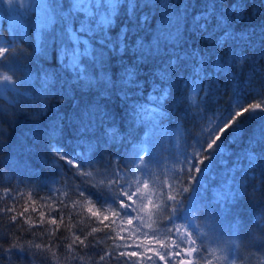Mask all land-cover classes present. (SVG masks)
Segmentation results:
<instances>
[{
  "label": "trees",
  "instance_id": "16d2710c",
  "mask_svg": "<svg viewBox=\"0 0 264 264\" xmlns=\"http://www.w3.org/2000/svg\"><path fill=\"white\" fill-rule=\"evenodd\" d=\"M233 3L235 9L226 6ZM81 5L89 16L104 17L101 0H15L11 7L0 0V45L20 49L0 61V210L14 209L0 212V243L18 238L50 249L33 248L17 264H100L99 255L114 253V245L121 243L111 236L123 234L130 245L152 241L156 248L158 239L171 248L179 242L187 246V230L202 249L203 264H264V248L247 239L253 227L260 234L256 218L264 212V110H250L227 128L187 185V173L179 171L194 168L193 153L204 151L238 109L264 102V0H165L163 5L135 0L134 12L128 0H121L108 20L111 28L104 30L75 15ZM205 20L208 28L202 31ZM37 21L47 28L42 42ZM224 28L231 33L226 56L215 46ZM66 29L79 33L82 42L73 57L81 62L79 69L62 52L57 55L62 49L73 52ZM166 29L181 33L175 51L170 46L163 51L162 43L159 55L134 58L137 39L150 49ZM125 32L128 51L121 53L113 46L123 42ZM169 54L183 58L160 80ZM199 56L206 64L197 78ZM241 58L243 66L238 65ZM130 71L135 78L126 86ZM5 75L15 83L3 82ZM45 75L52 77L47 87ZM163 89L170 94L159 103L155 96ZM154 106L164 115H153ZM108 129H117L118 135L110 137ZM144 148L143 162L134 159L144 155ZM107 178L121 184L99 183ZM143 182L149 188L142 189L133 207L144 204L145 212L120 207L121 200L127 201L119 189L135 191ZM184 186L189 190L180 192L177 202L167 201ZM242 187L249 193L255 189V196L241 195ZM163 204L164 209L157 207ZM113 209L124 217L115 218L109 232L100 221L106 215L111 219ZM51 219L57 224L47 223ZM237 223L243 230L239 238ZM77 236L85 243L70 249Z\"/></svg>",
  "mask_w": 264,
  "mask_h": 264
},
{
  "label": "snow or ice",
  "instance_id": "6c2138e0",
  "mask_svg": "<svg viewBox=\"0 0 264 264\" xmlns=\"http://www.w3.org/2000/svg\"><path fill=\"white\" fill-rule=\"evenodd\" d=\"M4 2H6V4L9 7H11L12 4L15 2V0H4ZM158 2L161 3V5H163L165 0H158ZM101 5L105 9L103 18L94 16V15L89 16L88 13L82 10L83 5H81V8L75 12V15L80 16L82 19H87L89 23L92 24L93 27L99 28L101 30L110 29L111 25L108 23V20L109 18L114 19V17L111 16V12L114 7L118 9L121 6V0H101ZM128 5H129L130 10L134 12L135 11V0H128ZM226 6L231 7L233 9L236 8V5L234 3L230 5H226ZM94 12H95V9H93V13ZM194 19H197L199 21L200 17H194ZM211 19L213 20L214 23L217 22L215 17H212ZM141 20H142V23H147V21L144 20L143 18H141ZM220 22L223 23V21H220ZM172 23L173 21L170 19L169 24L171 25ZM35 27L37 28V30L39 29L40 31V41L42 42L43 37H44V32L47 28L42 27L40 25V22L38 21ZM207 28H208V21L205 20L204 23L201 24V30L206 31ZM66 31H67L69 40L72 43L73 52L71 53V55H69V53L67 52V49H62L60 52L57 53V55L61 54L62 52V54L64 55L65 61L74 63L76 67L79 69L81 62L79 60H73V57L77 56V51L78 50L80 51V48L78 47V43H82L81 41H79V33H75L74 29H66ZM81 31H83V29H81ZM164 33L165 34L159 35L156 38L155 44H153L152 48L146 49V50L143 48V42L137 39V41L134 44V47L138 48V54L135 55L134 58L143 59V57L145 56L150 57L152 55H159L161 51L162 43L164 45L163 51L167 52L169 50V46L172 48L173 51H175L178 47V39L181 33L177 29H173V30L166 29ZM230 35H231L230 31L227 28H224L221 34L216 38L215 46L222 53V55H225V56L227 54V47H228ZM239 38L244 39L245 36L242 34L241 36H239ZM127 39H128V34L127 32H125L124 37H123V42L118 43L117 45H114L113 47L117 51H120L121 53H126L128 51ZM19 50H20L19 46L10 47V46H5V45H0V61H5L9 59L12 55H16ZM182 58L183 56L178 58V57H175L169 54L168 59H167V71L162 69L158 73V79L160 80L166 79L171 74V71L176 69L180 59ZM244 62H245L244 59L241 58L238 61V65L243 66ZM204 64H206L204 57L203 56L197 57L196 68L194 69L197 78H199L201 72L204 71V68H203ZM213 70L214 71L216 70L215 65H213ZM222 70H223V63L221 64V71ZM134 78H135L134 71L127 72V75L125 77L126 86L133 83ZM42 79L44 81L45 87H47L52 82V77L50 75H45L44 77H42ZM2 81L11 83V84L15 83L12 80V77L7 76V75L3 76ZM169 94L170 93L168 89H163L158 95L155 96V99L159 103H166V98ZM193 96L195 95L193 94L190 97V99H192ZM253 109L264 110V102L259 101L255 103H250L247 106L238 109L234 113L232 119L228 121V123H226L224 126H222L215 133V135L209 139L204 151H197L193 153L197 158L195 161L194 168H189L186 171L183 169L179 170L180 172L184 171V173L185 172L187 173L188 178L184 180L183 182L184 184L187 185V181L191 179V172L193 170L197 172L200 170L199 165L203 164V162L206 159H208V157L205 155V152L209 149H212L215 146V144L220 139L223 132L227 128L231 127L232 124H234L240 116H242L244 113L249 112L250 110H253ZM149 111L153 115H157V116L164 115L163 110L158 106L152 107ZM107 135H109L110 137H115L118 135V130L108 129ZM147 152H148V149L144 148L141 153L144 155H139L138 157L134 156V159L139 158L141 162H143ZM56 156L59 159L67 160L68 163L72 164L74 168H77V169L80 168V165L78 162L69 160L67 157L62 156L59 152H56ZM252 165H253V161H252V158L250 157L249 167H252ZM117 172H118V169H117ZM80 175L89 176L90 173L80 171ZM99 183L106 184L111 187L121 184L119 179H114V178L103 179L99 181ZM168 187L169 189H172L173 185L169 184ZM148 188H149L148 183L143 182L142 188L138 187L135 191L119 189L120 194L124 196L127 201V203H125L124 200H121L119 202L120 207L126 208V209L131 208L133 211L144 213L146 205L141 204L139 208H135L133 206L136 204V197L143 195L142 189H148ZM188 190L189 189L187 186L181 187L178 192H175L174 194H171V195H167V201L177 202L179 200L177 198L179 196V193L182 191H188ZM255 193H256L255 189H253V191L249 193L246 188L242 187L240 194L243 196H255ZM79 196L83 198L84 194L80 193ZM147 199L149 203L152 202L151 194L147 196ZM157 207L158 208L162 207L164 209V204L157 205ZM174 208H175V203L173 204V209ZM13 211L14 209L11 207H5L4 209L0 210V212H3V213L13 212ZM26 212H27V209L25 210V212L20 213V216L25 215ZM89 212L91 213V216L94 219L99 218V213L92 211L91 209H89ZM117 217L123 218L124 216L120 212H118L116 209H113L112 218L110 219L106 215L103 217V219L100 222L102 225H104V227L108 229L109 232H111L112 228L110 227V225L115 222V218ZM11 219L17 220L18 217L13 215ZM41 219H44V218L41 217ZM141 219H143V216H141ZM256 220L259 224L260 234L256 235L255 227H253L252 229L249 230L247 239L251 245L264 248V212H262L260 216H257ZM47 223L56 225L57 220L51 219V220H48ZM127 223L131 225L133 221L129 219ZM150 226L151 225H149V227ZM93 231H98V229H93ZM168 231L171 232L172 229H169ZM177 231L179 230L177 229ZM242 231L243 230L241 229L240 224L237 223L235 225L234 232L237 234L238 238L240 234L242 233ZM183 235H184V240L187 241V246H184L183 242H179V243H173L171 248L168 246V243L162 240H158V239L155 240V243L159 244V248H156V247H152V241H149L148 244H145L143 241H141L138 244L130 245L126 242L127 238L123 234H121L120 236H111L110 238L113 241L119 240L121 241V243L118 245H114L115 255L113 252H108V251H105L102 255H99V262L100 264H112V260L115 258L116 264H144L145 261H153V260L162 262V264H173V261H174V264H203L202 257H201L202 249L197 246V240L193 238V234L187 230H184ZM0 239H2V237H0ZM145 239H148V237L145 236ZM84 243H85V240H81L80 237L77 236L75 237L73 243L69 245V248L72 249L73 245L75 244L83 245ZM232 243L235 244L236 241L234 240L232 241ZM33 248L36 250L50 251V249H45L43 245L33 244L30 241L22 244L20 243L18 238H13V240H3V243H0V264H17L18 261L25 260L26 257L32 252ZM122 248H135L137 250L122 251L120 250ZM32 254L35 255V253H32ZM53 255H55V253H53ZM207 264H211V261H208Z\"/></svg>",
  "mask_w": 264,
  "mask_h": 264
},
{
  "label": "rangeland",
  "instance_id": "374dc122",
  "mask_svg": "<svg viewBox=\"0 0 264 264\" xmlns=\"http://www.w3.org/2000/svg\"><path fill=\"white\" fill-rule=\"evenodd\" d=\"M145 194H146V195H149V193H146V192H145ZM146 200L148 201V199H147V198H146ZM148 240H150V239H149V238H148V239H146V241H148ZM132 242H133V241H132ZM143 242L145 243V241H143ZM136 243H137V242L135 241V243H134V244H136ZM145 244H148V243H145Z\"/></svg>",
  "mask_w": 264,
  "mask_h": 264
}]
</instances>
